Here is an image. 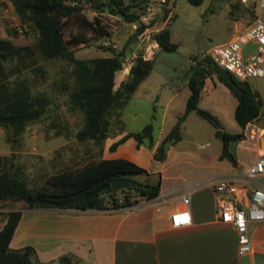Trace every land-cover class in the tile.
Returning a JSON list of instances; mask_svg holds the SVG:
<instances>
[{
  "label": "trees",
  "instance_id": "trees-1",
  "mask_svg": "<svg viewBox=\"0 0 264 264\" xmlns=\"http://www.w3.org/2000/svg\"><path fill=\"white\" fill-rule=\"evenodd\" d=\"M21 25L26 26L34 37L32 44L16 45L11 37L17 32L14 27L8 30V37H0V129L9 138H17L25 128L37 122L44 114L50 97L44 90H32V86L44 80L45 70L39 60H62L69 67L68 81H60V87L67 95L69 105L82 113V126L74 137L79 140L89 139L101 150L104 140L114 131L112 118L119 115V109L128 100L135 88L148 76L152 68V59H145L138 53L131 61L128 71L115 87L116 74L126 72L123 63L126 45L120 50L112 46L98 45L110 54L91 58L74 57L75 45H86L110 37V31L99 17L101 11L118 16L124 22H130L143 12L148 0H8ZM172 1V0H170ZM194 1V0H191ZM92 6L96 14L89 19L82 12L83 4ZM169 9L150 21L147 27L156 23L167 24L171 15ZM250 14L251 11L247 10ZM74 27L76 33L65 37V31ZM88 34V36H86ZM150 38L163 51H171L176 45L169 40V31L165 27L151 29ZM186 86L189 90L185 100L184 112L176 117L169 131L156 143L152 136V127L146 124L141 130L127 132L112 142L108 149L114 150L126 138L132 137L136 147L145 145L151 150V157L163 161L169 144L180 140V125L185 116L194 111L210 122L214 135L221 140L219 159H225L236 165L233 154L228 149L230 141L242 138V129L249 122L256 120L261 113L262 97L250 87L246 80H238L229 72L215 65L207 56H201L189 65L185 72ZM214 76L223 83L236 98L233 110L240 132L229 133L221 129L217 119L207 110L198 107L205 80ZM116 119V118H115ZM118 122V121H117ZM121 127H119L120 130ZM0 157V203L12 208L4 213V223L0 228V264H40L34 249L24 246L9 248V241L20 218L19 208H31L45 205L35 204L38 197L64 202L62 208L75 210L102 209L118 196L129 203L130 197L152 199L159 194L160 173H149L143 167L124 158L98 159L82 164L73 169H63L49 175L44 184L36 189H29L23 180L11 176V172L2 168ZM135 179V187L118 191L109 188L100 191L88 201H83L82 194L92 191L102 184L117 177ZM2 206V205H1ZM60 264H75L78 261L70 254L58 258Z\"/></svg>",
  "mask_w": 264,
  "mask_h": 264
},
{
  "label": "rangeland",
  "instance_id": "rangeland-1",
  "mask_svg": "<svg viewBox=\"0 0 264 264\" xmlns=\"http://www.w3.org/2000/svg\"><path fill=\"white\" fill-rule=\"evenodd\" d=\"M170 4L171 18L168 23H156L153 28L148 29L146 35H143L142 40L138 39L133 45L127 46L132 33L130 22H124L118 16L104 10L99 13V17L110 31V37L72 47L74 57L85 59L110 54L98 45L104 47L110 45L115 50H120L125 44L123 60L125 67L130 65L138 53L142 57L151 55L152 68L148 76L119 109V115L112 118L114 131L108 138L139 131L146 124H150L153 139H161L175 123L176 117L184 112L185 100L189 93L185 72L189 65L201 57L210 46L227 41L249 20L248 9L237 0H172ZM82 12L89 19L96 14L95 9L87 3L83 4ZM20 27L22 33H17L16 37L12 38L13 43L32 44L34 35L28 32L26 26ZM158 27L168 29L169 40L176 45L175 49L163 51L152 45L151 29ZM74 33L76 29L71 27L65 31V37L68 38ZM39 64L45 70V78L32 86V90H44L49 95L50 103L44 114L37 122L28 125L17 138H9L10 136L0 129V157H5L1 159L2 168L11 172L12 177L23 180L26 187L31 190L43 185L51 174L96 161L91 155L97 156L100 153L91 140L79 141L74 137L75 132L82 126L83 117L80 111L69 105L67 95L60 87L62 79L68 81L69 67L62 60H39ZM119 73L125 76L126 72ZM124 76L116 74L115 87ZM246 81L261 95L263 102L260 116L242 129L244 141L240 142L241 139L238 141L239 148L236 145L237 141H232L228 145L231 153L237 147L236 153L241 166L249 164L255 158L256 148H261L264 140V78L254 77ZM204 89L201 91L198 107L211 113L219 122L221 129L226 132H240L241 128L233 116L236 98L227 87L211 76L206 79ZM214 131V126L194 111L185 116L180 125V140L169 144V158L164 165L157 164L153 167L162 168V174L165 176L162 180L163 185L168 186L174 181H182L188 174L196 172L195 168H189L188 165L176 161L179 158L176 155L180 152L187 153L189 159H196L199 154L205 153L211 160L213 154L220 152L221 140L214 135ZM141 146L150 151L145 145ZM143 155L138 156V162L146 157ZM135 179H142V176H135ZM117 196L120 197V194ZM9 209L12 208L0 203V219Z\"/></svg>",
  "mask_w": 264,
  "mask_h": 264
},
{
  "label": "crops",
  "instance_id": "crops-1",
  "mask_svg": "<svg viewBox=\"0 0 264 264\" xmlns=\"http://www.w3.org/2000/svg\"><path fill=\"white\" fill-rule=\"evenodd\" d=\"M15 24L22 26L11 3L0 0V37H8V30ZM152 45L157 48L154 41ZM150 56L143 58L151 59ZM118 75L124 76L123 73ZM121 136L107 137L100 153L91 156L96 160L124 158L143 166L149 173L160 171L159 194L137 212L75 210L47 205L19 208L20 218L9 248L31 246L40 264L59 262L58 258L65 254L75 256L79 261L75 264H264V223L251 225V252L239 255L234 228L221 223L215 212L209 180L246 166L239 162L237 147L232 153L235 166L219 159V153L213 154L211 160L205 153L189 159L187 153L180 152L176 161L195 168L196 172L166 186L162 184L165 177L162 168L153 167L165 164L170 156L169 146L163 161L151 159V150L141 145L137 148L132 137L110 151L109 145ZM239 140H235L238 148ZM142 154L146 157L138 162ZM184 186L189 190V223L173 228L169 215L185 207L178 193ZM3 223L4 217L0 219V228Z\"/></svg>",
  "mask_w": 264,
  "mask_h": 264
},
{
  "label": "built area",
  "instance_id": "built-area-1",
  "mask_svg": "<svg viewBox=\"0 0 264 264\" xmlns=\"http://www.w3.org/2000/svg\"><path fill=\"white\" fill-rule=\"evenodd\" d=\"M237 1L251 11L249 20L241 29L236 30L227 41L210 46L202 56H207L215 65L229 72L238 80L254 77L264 78V0ZM170 6V0H148L137 19L130 21L131 31L140 30L137 36L142 40L143 35H146L149 29L147 25L150 21L170 9ZM169 15L170 10L167 12L166 18ZM13 27L17 33H22V28L19 25L15 24ZM125 68L128 70L129 65ZM243 141L241 138L240 142ZM263 144L264 140H262V147L256 148L255 158L244 168L209 180L214 195L217 219L234 228L237 239L236 251L239 255L251 252V225L264 223ZM178 193L179 199L185 207L169 215V224L173 228L189 223L187 209L189 190L184 186ZM149 200L143 197H130L129 203L122 204L124 199L120 196L99 210L137 212Z\"/></svg>",
  "mask_w": 264,
  "mask_h": 264
},
{
  "label": "water",
  "instance_id": "water-1",
  "mask_svg": "<svg viewBox=\"0 0 264 264\" xmlns=\"http://www.w3.org/2000/svg\"><path fill=\"white\" fill-rule=\"evenodd\" d=\"M139 31L130 34L127 46L133 45L137 42L138 39L137 35L140 33ZM136 184H137L136 181L131 177L113 178L108 183L102 184L92 191L83 193L82 199L83 201H88L89 199L95 197L98 192L103 191L107 188H109L111 191H118L120 189L127 187H135ZM34 202L35 204H39V205L56 206V207H64L66 205L64 202H57L54 200L40 198V197L36 198Z\"/></svg>",
  "mask_w": 264,
  "mask_h": 264
}]
</instances>
